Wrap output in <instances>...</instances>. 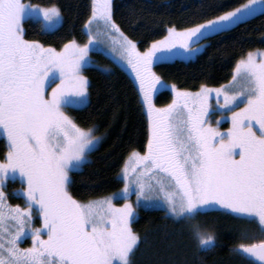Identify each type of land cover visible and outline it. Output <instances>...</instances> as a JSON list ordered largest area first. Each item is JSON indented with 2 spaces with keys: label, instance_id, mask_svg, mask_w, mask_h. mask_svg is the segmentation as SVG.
Listing matches in <instances>:
<instances>
[{
  "label": "snow or ice",
  "instance_id": "6c2138e0",
  "mask_svg": "<svg viewBox=\"0 0 264 264\" xmlns=\"http://www.w3.org/2000/svg\"><path fill=\"white\" fill-rule=\"evenodd\" d=\"M256 7V0H247L189 27L170 26L163 39L141 52L113 19L111 0H92L87 43L70 39L59 48L26 39L23 27L24 17L37 13L51 27L61 18L57 5L0 0V137L6 140L0 159V264H132L140 237L132 228L134 204L126 198L132 183L128 167L123 204L113 202L119 193L82 202L69 191L71 173L82 170L87 151L100 139L94 128L81 127L64 111L73 100L88 102L82 67L99 39L91 31L93 22L119 34L117 55L131 66L147 105L144 151L131 152L138 173L136 204H156L153 196L161 197L167 214L186 221L221 205L239 218L258 219L264 233V50L242 54L227 84L214 89L201 84L196 91L172 85L173 99L161 107L151 94L160 79L151 67L160 50L193 55L203 47L193 46L199 40L241 23ZM213 91L231 121L226 130L209 121ZM17 174L26 207L5 199L4 184ZM34 210L41 219L35 227ZM26 231L31 244L20 247ZM193 235L206 247L215 239L199 226ZM238 249L264 262V239Z\"/></svg>",
  "mask_w": 264,
  "mask_h": 264
},
{
  "label": "trees",
  "instance_id": "16d2710c",
  "mask_svg": "<svg viewBox=\"0 0 264 264\" xmlns=\"http://www.w3.org/2000/svg\"><path fill=\"white\" fill-rule=\"evenodd\" d=\"M49 6L57 5L62 21L53 30H42L38 20L23 21L26 39L39 40L59 48L75 39L85 43V21L91 14L92 0H27ZM247 0H112V15L121 31L145 49L164 37L167 28L189 27ZM203 49L189 60L174 59L154 64V70L166 82L181 89L195 90L201 84L219 86L232 76L235 61L249 50L264 48V10L226 31L201 39ZM90 63L82 68L88 77V102L80 107L66 106V112L83 128H94L100 136L98 145L87 153L82 170L71 173V194L80 201L106 196L123 185L119 177L133 149L143 152L148 120L139 90L131 76L101 51H90ZM100 64L108 68L103 69ZM168 89L156 93L155 102L168 103ZM6 142L0 137V158ZM23 186L18 178L8 179L6 196L10 203L24 205L25 198L12 190ZM214 236L211 246L198 244L193 228ZM139 235L131 255L132 264H262L238 249L241 243L264 239L254 218L211 209L196 212L190 220L177 219L157 207H139L132 222ZM27 240V239H26ZM25 240V241H26Z\"/></svg>",
  "mask_w": 264,
  "mask_h": 264
},
{
  "label": "rangeland",
  "instance_id": "374dc122",
  "mask_svg": "<svg viewBox=\"0 0 264 264\" xmlns=\"http://www.w3.org/2000/svg\"><path fill=\"white\" fill-rule=\"evenodd\" d=\"M24 2L26 4H28V5H30V6L31 5H36V6L43 7L42 5H37V4L31 3V2H29L27 0H24ZM111 2H112V0H111ZM246 2H244V3H246ZM256 3H257V7H256L255 12L253 14L249 15L248 17H250V16H252V15H254V14H256V13L261 12V11L264 10V7L261 6L260 0H256ZM248 17H246V18H248ZM27 18L34 19V20H38L40 22L41 28H42V23H43L44 24V27L42 28V30H46V31L47 30H53V29L57 28L60 25L61 21H62V15H61V18L54 25H52L51 27H49V26H47V23L46 22H43L42 16L39 15L38 13L37 14H32V15H26L24 17V20L27 19ZM246 18H244V19H246ZM90 27H91L92 33L94 35H97L99 37V39L94 43V46L89 49V52L90 51H101V52H103L105 55H107L108 57H110L116 64H118L119 66H121L131 76V78L133 79V81L135 82V84H136V86H137V88L139 90L140 98H141V101H142V104H143V107H144V110H145V113H146V116H147V105L144 103L143 94L140 91L139 82L136 79L135 73L132 71L131 66L127 64V61L121 59L117 55V53L119 52V49H120V45H119V42H118L120 40L119 34L116 33V32H114V31L109 34V32L105 28L103 22H99V23L93 22ZM85 29H86V32L88 34V26H85ZM166 35H167V33H166ZM164 37H162L160 39H163ZM160 39H157V40H160ZM87 42H88V39H87V41L85 43H87ZM151 43H150V45H151ZM200 45H203V47H204L205 42L202 41V40H199L198 41V44H195L193 46L194 47H197V46H200ZM174 47L177 48V49L180 48L179 45H176ZM203 47L198 52H196L193 55H185L183 50L175 51V52H172L170 50H160V52L163 53V54H158L156 56V58L153 60V63L151 65L152 71L160 78V76L154 70V64L155 63L160 62V61H171V60H174V59L189 60V59L194 58L197 55V53H199L203 49ZM137 48L142 52L147 47L145 49H140L138 47V45H137ZM113 49H115L116 51H113ZM255 50H258V49H255ZM255 50H253V51H255ZM259 50H264V48H261ZM88 56L90 57V53H88ZM88 64H86V65H88ZM100 67L103 68V69H107L108 68L106 65H102V64H100ZM56 82L57 81H53V84L56 83ZM227 82H225L223 84H227ZM172 85H174V84L171 83V82H166V81H164L163 79L160 78L155 83V85L151 88L152 102L157 107L164 106V105H166V104H168V103H170L172 101V99H173V92H172V87H171ZM219 86H209V87L214 89V88L219 87ZM50 87H51V85L49 86V89H50ZM163 88L168 89L171 92L172 98H171V100L168 103L159 105V104H157L155 102V96H156V93L158 92V90L163 89ZM178 89H181V88H178ZM198 89L191 90V91H196ZM183 90H188V89H183ZM209 103L212 106L211 109H210V112H209V121L211 123H213L214 125H217L220 129L226 130L228 127H230L231 121L227 118L228 117V113L227 112L220 111L219 110V106L216 105V93L214 91L209 94ZM66 106H69V107H80V106H83V105L80 104L78 100H73V101H71ZM65 107H64V111L66 112V108ZM217 117H221V119L218 122V124H217V120H216ZM147 120H148V118H147ZM93 135L99 136V135H96L94 133H93ZM4 141L6 142L5 139H4ZM98 143H99V141L95 145H93L90 148V150L94 149L98 145ZM89 151H87V153ZM87 153H86V157H87ZM2 158H0V159H2ZM134 164H135V159L131 157V153H130V155L127 157V159L125 160L124 164L122 165V168L119 171V177L123 181L122 187H120L118 190H116V191H114V192H112V193H110V194H108L106 196H100V197H96V198L108 197V196H111L113 193H119L120 196H121V198L115 199L113 202L114 203H117V204H123L124 203V198H123L124 197V193L122 192V189H123L124 183H125V180H124V168H125V166H127L128 167V170H129V177H130L132 183L130 184L131 191H130L129 195L126 198L133 202L134 208H135V215H136L137 210H138L139 207H157V208H162V209L165 210V206H164V204L162 202V198L161 197L153 196V199L154 200L159 201L156 204H152L150 202H143V203H141L139 205L136 204L137 197H136V194H135V190L134 189L136 187V184H135L136 174H138V173H137V169H135V168L132 167ZM15 178H18L19 182L21 183V180H20L18 174H17V176ZM15 178L9 177L8 179H11L12 180V179H15ZM8 179H7V181H8ZM7 181H6V183H7ZM6 183L4 184V188H3L4 192L7 190ZM22 188H23V186L16 187L12 191L13 192H15V191H17V192L19 191L20 192V190ZM96 198H92V199H96ZM5 199H6V202L8 204H10V205H17V204H19V203H15V204L10 203L9 200L7 199V196H5ZM141 199H143V198H141ZM86 201H82V202H86ZM19 205H21V204H19ZM21 206L22 207H26L27 206L26 203H25V200H24V205H21ZM211 209H218V210H223V211H227V212L233 213L231 209H228L227 207H224V206H221V205H212L210 207L204 208V209L199 210V211H206V210H211ZM233 214H235V213H233ZM135 215H134V217H135ZM255 220L258 222V219H255ZM40 224H41V219L39 218L38 213L36 212V210H34V213H33V227L39 226ZM18 242H19L20 247H28V246H30V244H31V235H30V232L26 231L25 233H23L20 236Z\"/></svg>",
  "mask_w": 264,
  "mask_h": 264
},
{
  "label": "water",
  "instance_id": "95a60500",
  "mask_svg": "<svg viewBox=\"0 0 264 264\" xmlns=\"http://www.w3.org/2000/svg\"><path fill=\"white\" fill-rule=\"evenodd\" d=\"M248 255H250V254H248ZM251 256V255H250ZM251 257H253V256H251ZM254 259H256L258 262H260V263H262V264H264V262H261V261H259V259L258 258H256V257H253Z\"/></svg>",
  "mask_w": 264,
  "mask_h": 264
}]
</instances>
